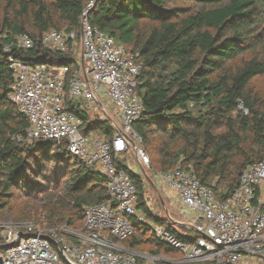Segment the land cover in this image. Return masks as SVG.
<instances>
[{"label": "trees", "instance_id": "1", "mask_svg": "<svg viewBox=\"0 0 264 264\" xmlns=\"http://www.w3.org/2000/svg\"><path fill=\"white\" fill-rule=\"evenodd\" d=\"M7 1L0 47L26 33L37 46L19 55L33 64L43 61L59 67L73 66L74 57L48 53L40 38L50 30L80 34L83 12L95 1L90 23L142 64L138 95L145 112L135 129L146 153L156 154L165 172L181 165L224 200L239 187L244 169L264 158V90L253 85L264 77V0ZM143 23L150 24L146 34ZM247 54L252 55L249 60ZM13 84L7 62H0V212L13 207L19 192L42 195L48 199L40 212L47 227L86 231L83 207L110 201L107 179L56 142L26 140L29 121L10 101ZM69 110L84 120L86 135L114 136L108 121L92 123L88 114ZM51 163L63 165L54 176L49 174ZM124 168L137 187L138 207L154 224L177 235L169 219L155 218L147 210L144 181ZM134 228V235L123 243L126 247L140 253V247L149 245L154 254L183 258L156 239L152 226L134 223Z\"/></svg>", "mask_w": 264, "mask_h": 264}, {"label": "built area", "instance_id": "2", "mask_svg": "<svg viewBox=\"0 0 264 264\" xmlns=\"http://www.w3.org/2000/svg\"><path fill=\"white\" fill-rule=\"evenodd\" d=\"M94 6L95 1L87 4L80 34L50 30L39 40L48 53L72 55L73 66L24 60L19 54L37 46L26 33L0 47V62H7L14 78L10 101L29 121L26 140L56 142L80 163L101 172L110 201L83 207L86 231L67 225L13 227L4 244L11 247L0 250V264H264V158L244 169L239 187L224 200L181 165L160 173L159 185L177 196L180 219L167 217L177 235L154 224L138 207L137 187L124 167L142 180L149 175L150 157L135 129L145 112L138 95L141 66L123 44L90 23ZM78 42L82 60L75 56ZM69 108L88 114L92 123L108 121L115 130L112 139L86 135L84 120ZM131 154L140 172L129 165ZM134 223L152 226L156 239L183 258L149 257L126 247Z\"/></svg>", "mask_w": 264, "mask_h": 264}, {"label": "rangeland", "instance_id": "3", "mask_svg": "<svg viewBox=\"0 0 264 264\" xmlns=\"http://www.w3.org/2000/svg\"><path fill=\"white\" fill-rule=\"evenodd\" d=\"M8 1L7 0H0V23L4 18L7 10ZM170 6H186L189 7L190 3H170ZM143 28H145V34L149 31L150 24L143 23ZM75 56L82 60L83 58V50L81 47L80 42L74 46ZM262 58H264V50L261 51ZM252 55L247 54L245 55L246 60H249ZM139 65L142 64L139 62ZM142 69V67H141ZM254 88L256 90H264V77L257 78L254 83ZM141 148L146 152V149L143 144H141ZM148 156L150 157V169L148 170V176L143 179L144 181V201L146 202L147 210L153 213L154 216L164 219L166 216V208L161 201V194L159 191V174L165 172L163 170L161 164L159 163V158L154 153H149ZM129 165L134 169L136 172H140L141 168L136 161V157L134 154H131V158L128 160ZM51 167L50 175L54 176L55 173L61 171L63 166L59 163H51L49 164ZM59 190V186H56ZM55 190V189H54ZM18 199L15 201L13 207H10L2 212H0V236L2 238L3 246L5 244L6 236L8 232L15 226H26L29 224H40L46 226L47 220L40 215L42 212L44 204L47 202L48 199L42 197V195H38L40 197H36L33 194H29L28 196L24 195L23 192H19L16 195ZM169 208V206H168ZM37 214V215H36ZM65 225H61L56 227L57 229L63 227ZM83 225H80L79 228H82ZM188 235V234H187ZM139 251V250H138ZM140 253L151 256V257H166V255H158L154 254V248L149 245H143L140 247ZM65 262V260H64ZM66 264V262H65ZM142 264H152L147 260H143Z\"/></svg>", "mask_w": 264, "mask_h": 264}, {"label": "crops", "instance_id": "4", "mask_svg": "<svg viewBox=\"0 0 264 264\" xmlns=\"http://www.w3.org/2000/svg\"><path fill=\"white\" fill-rule=\"evenodd\" d=\"M158 187L160 188L158 192H160V194H161V201L167 210L166 216L164 219H167L168 214H171L176 218V220H179L180 218L177 215V212L175 210V206H177V204H178L176 194L171 190H167L166 188H162L160 185H158ZM168 206H169V208H168ZM156 218H159V217H156ZM168 258H170V257H168Z\"/></svg>", "mask_w": 264, "mask_h": 264}, {"label": "water", "instance_id": "5", "mask_svg": "<svg viewBox=\"0 0 264 264\" xmlns=\"http://www.w3.org/2000/svg\"><path fill=\"white\" fill-rule=\"evenodd\" d=\"M11 246H8V245H3V246H0V249L1 250H6V249H9Z\"/></svg>", "mask_w": 264, "mask_h": 264}]
</instances>
